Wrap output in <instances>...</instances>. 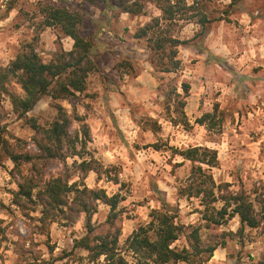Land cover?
<instances>
[{"label": "rangeland", "instance_id": "1", "mask_svg": "<svg viewBox=\"0 0 264 264\" xmlns=\"http://www.w3.org/2000/svg\"><path fill=\"white\" fill-rule=\"evenodd\" d=\"M120 1L132 0L97 4L0 0V67L27 42L34 44L43 61L56 51L72 48L73 40L58 26L40 29L41 8L46 4L83 16L81 33L92 41L91 57L97 67L76 98L53 100L44 95L28 112L38 124L48 126L60 105L70 116L71 135L81 139L83 125L89 135L84 147L76 143L80 157L68 154L40 163L37 169L30 164L21 167L34 175L37 186L20 205L13 202V192L21 179L0 142V264H102V258L92 262L85 250L73 248L74 240L86 233L84 213L72 211L66 218L60 211L42 212L38 187L56 176L118 196L111 227L120 230L118 247L129 263H135L136 257L126 250V238L147 224L151 211L157 209L170 211L184 226L171 247L186 248L192 262L178 264H260L264 223L239 232V217L230 215V208L221 224L206 220L202 198L180 194L193 163L182 159L178 151L189 146L215 149L217 162L207 171L219 186L217 192L243 191L256 210L264 206V0H204L200 4L208 19L204 30L196 17L160 20L157 30L186 41L177 47L180 67L172 72L153 64L148 48V38L154 36L151 31L135 37L141 27L160 16L155 0H138L143 10L137 14L121 12ZM182 81L190 86L183 106L186 124L177 122L175 99L163 96L166 83L182 94ZM13 88L19 90L16 84ZM1 108L0 139L17 151L38 152L34 130L16 116L7 96ZM205 113L211 116L200 124L197 119ZM82 159L90 160L95 171H81ZM222 204L217 201L211 206ZM109 212L108 205L98 202L91 223H104L107 229ZM194 230L206 245L223 243L210 257L205 252L195 256L189 238Z\"/></svg>", "mask_w": 264, "mask_h": 264}, {"label": "trees", "instance_id": "2", "mask_svg": "<svg viewBox=\"0 0 264 264\" xmlns=\"http://www.w3.org/2000/svg\"><path fill=\"white\" fill-rule=\"evenodd\" d=\"M86 1L97 4L103 0ZM202 1L204 0H192L191 3H187L186 0H155L160 16L153 17L149 23L141 27L135 33V37H144L150 31L152 32L154 36L148 38V48L152 52L151 60L159 70L164 72L177 70L180 67L177 47L186 43L185 40L167 35V30H157L160 20L171 22L176 19L190 20L196 17L204 30L208 19L200 7ZM117 7L121 12L137 14L142 12L143 3L138 0L120 1ZM41 12L43 19L40 29L58 26L65 36L73 40V44L70 50L56 51L49 61H43L35 51L34 44L27 42L7 65L0 67V114L1 101L3 96H7L16 116L24 118L34 130L33 141L38 149L36 153L29 150L17 151L0 139L3 152L13 163V170L21 179L17 184L18 189L13 192V202L17 205L22 203L23 198H31L32 190L37 186L34 175L24 173L22 166L30 164L32 168L37 169L40 163L51 159H63L68 154L80 157L81 153L76 150V143L79 141L80 146L84 147L89 135L87 125L81 127L80 133L83 136L81 139L71 135L70 116L60 105H56L57 117L48 126H42L34 117L28 116V112L44 95H49L53 100L76 98L77 93L85 90L88 75L97 69L91 57L92 41L81 33L83 16L79 12L52 4L42 6ZM14 84L18 85L19 90L13 88ZM180 87L182 94L176 91L175 85L166 83L163 96L166 100L175 99V110L179 116L177 122L186 124L183 106L190 86L189 83L182 81ZM209 116H211L209 113H205L197 119V122L203 124ZM16 140L17 143L20 142L19 139ZM178 154L182 159L193 163L192 173L188 182L180 188V194L202 198L206 220L219 225L223 222L227 209L230 208V215L236 214L239 217V232H242L246 226L255 228L264 223V206L261 210H256L243 191L225 194L217 192L219 186L211 173L207 171L217 162L215 149L189 146L179 150ZM78 165L83 172L95 171L90 160L82 159ZM38 189L39 198L43 201V213L60 211L66 218H69L72 211L85 214L86 233L74 240L73 248L85 250L87 258L92 262L100 258H102V264L192 262L190 259L192 253L186 248L178 250L171 247V244L183 233L184 226L177 223L175 216L168 210L153 209L150 221L133 230L126 238V250L136 257L135 263H129L121 255L118 247L120 230L111 227L116 217L115 209L119 201L117 195L108 196L104 190L87 187L82 182L69 183L67 178L61 176L53 177ZM217 201L223 202L220 208L211 206ZM98 202L109 206L110 212L105 221L108 224L107 229H104L106 226L104 223L99 225L91 223V217L96 211ZM189 238L193 241L192 252L195 256L205 252L210 257L217 246L223 243L222 241L206 245L201 242L197 230L189 233ZM260 264H264V259L260 261Z\"/></svg>", "mask_w": 264, "mask_h": 264}]
</instances>
